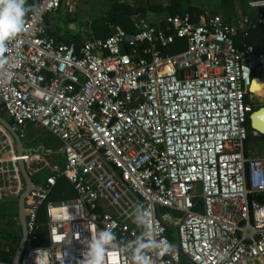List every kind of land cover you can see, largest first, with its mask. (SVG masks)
<instances>
[{
	"label": "built area",
	"instance_id": "2783aa9c",
	"mask_svg": "<svg viewBox=\"0 0 264 264\" xmlns=\"http://www.w3.org/2000/svg\"><path fill=\"white\" fill-rule=\"evenodd\" d=\"M74 2L29 4L25 30L0 63L1 118L20 140L32 123L62 143L61 164L33 149L19 154L0 122V199L23 191L20 160L31 178L48 170L24 198L18 264H77L82 241L105 227L130 244L141 232L131 218L137 204L154 238L173 246L149 251L151 264H264V140L260 152L245 148L264 47L236 44L240 33L264 26V0H251L252 14L234 22L207 11L196 21L188 12L162 24L136 18L131 34L111 25L107 36L79 45L59 41L45 22ZM177 39L184 49L166 54ZM61 177L75 196L57 202L50 194ZM106 264L132 262L112 247Z\"/></svg>",
	"mask_w": 264,
	"mask_h": 264
},
{
	"label": "trees",
	"instance_id": "16d2710c",
	"mask_svg": "<svg viewBox=\"0 0 264 264\" xmlns=\"http://www.w3.org/2000/svg\"><path fill=\"white\" fill-rule=\"evenodd\" d=\"M35 1L36 0H26V3L29 5ZM235 1L239 3V8H233ZM249 1L250 0H112V4L108 9L103 11L100 16L90 21L92 32L88 34L86 38H90L92 36H107L111 32V25L120 27L125 33L131 34L134 32L133 21L137 16L147 18L152 24H162V18L167 14H182L184 12H188L192 16L193 20L196 21L198 14L207 11L210 14L219 13L226 21H230L235 19L234 15H237V13H239L241 16L252 14L253 9L249 6ZM59 13L57 15H59ZM57 15H53L52 17ZM49 20H51V18L48 15L45 18L47 29L49 33L55 36L59 41H63L65 43L72 42L75 45H79L83 40L81 38L80 32H70L65 37L58 35L55 31H51ZM263 29L264 26L257 25L255 28H249L247 31L240 33L236 37L237 46H242L243 43H246L253 44L257 50L262 49L264 47V40L262 37ZM174 44H170L171 47H174ZM178 48L180 47L175 46V49L178 50ZM163 50L165 52V48ZM246 128L247 137L245 140V148H247L251 142L264 140V135L252 133L248 124V120L246 121ZM32 180L34 181L33 177ZM74 196L75 193L71 185L65 178L61 177L56 181V184L50 194V199L58 202L72 198ZM200 205L201 203L199 198L196 202V208H200ZM0 217H2L3 220V227L0 225V228L6 229L5 224H7V220L10 222V220L13 218H17V209H15L14 212H11L10 214L7 213V211H5V213H0ZM38 219L41 222L44 221L42 211H40ZM16 227H18V230L14 231L13 235L11 234V241L8 243L10 244V250L8 252H3L0 250V260L6 262L7 264H12L15 247L20 239V227L19 225ZM40 230L41 233H43L45 231L44 226H41ZM0 238L2 241L5 240L2 230L0 231Z\"/></svg>",
	"mask_w": 264,
	"mask_h": 264
},
{
	"label": "rangeland",
	"instance_id": "374dc122",
	"mask_svg": "<svg viewBox=\"0 0 264 264\" xmlns=\"http://www.w3.org/2000/svg\"><path fill=\"white\" fill-rule=\"evenodd\" d=\"M111 1L112 0H75L71 11L63 13V11L61 10V13H59V15L55 17H52L53 15H49L51 18V20H49L50 30L55 31L58 35L65 37L70 32H80L81 38L84 39L88 34L92 32L90 21L100 16L103 11L108 9L112 4ZM233 8H239V3L237 1H235ZM234 16L240 17V14L237 13V15ZM184 42V39L176 40V42H174L175 44L173 43L174 47H171V45H173L171 44L165 48V53L172 54L181 49H184ZM175 46H179L180 48H178L177 50L175 49ZM253 102L256 107L264 105V96H255L253 98ZM3 116L5 117V115ZM7 120L10 122L9 119ZM21 142L25 148H32L33 150H37L40 155H42L49 161H54L58 164L62 163L63 161V156L61 153L62 143L58 138H56L40 126L34 125L32 123L27 124L25 128V137L21 139ZM261 145L262 140L251 142L248 146V149H256L255 151L260 152ZM42 149H44V151ZM47 174L48 170L46 168H43L39 172L35 173L33 179L35 182L42 181L45 179ZM196 191L199 192L198 185L196 186ZM15 209H17V206L13 198L5 196L0 200V213H5V211H7V213L10 214L11 212H14ZM1 227L3 226L1 225ZM1 230L4 234L5 239L10 240L11 234L13 235V232L18 230V227L10 226L8 228L6 227V229L0 228V231ZM176 237V231L172 229V231L170 232V238L174 243L177 242Z\"/></svg>",
	"mask_w": 264,
	"mask_h": 264
},
{
	"label": "clouds",
	"instance_id": "9594fccd",
	"mask_svg": "<svg viewBox=\"0 0 264 264\" xmlns=\"http://www.w3.org/2000/svg\"><path fill=\"white\" fill-rule=\"evenodd\" d=\"M32 9L26 0H0V63L3 62L8 42L18 37L25 30L26 15ZM133 223L141 229L140 235L127 245H120L112 227L99 230L96 235L86 242L83 258L77 264H106V253L112 247H123L130 254L132 264H151L148 252L159 250L164 253L172 250L173 246L165 242L162 246L154 238V232L149 222V215L142 204H137L132 213Z\"/></svg>",
	"mask_w": 264,
	"mask_h": 264
},
{
	"label": "water",
	"instance_id": "95a60500",
	"mask_svg": "<svg viewBox=\"0 0 264 264\" xmlns=\"http://www.w3.org/2000/svg\"><path fill=\"white\" fill-rule=\"evenodd\" d=\"M251 89V87H250ZM0 122L11 132V134L14 137L17 152L20 154L22 152H29L32 149L25 148L22 145L21 140L15 133V131L7 124V122L1 118L0 116ZM248 124L251 129V131L254 132V134L264 135V105H260L253 109L249 115H248ZM20 172L22 175V178L24 180L25 186L23 191L19 194L17 197V219L20 226V239L18 241V244L15 247V251L12 258V264H18L20 255L24 248V243L26 239V228H25V215H24V198L29 193L33 180L31 176L28 174L27 170L25 169L24 163L22 160L18 162Z\"/></svg>",
	"mask_w": 264,
	"mask_h": 264
},
{
	"label": "crops",
	"instance_id": "0c3cea01",
	"mask_svg": "<svg viewBox=\"0 0 264 264\" xmlns=\"http://www.w3.org/2000/svg\"><path fill=\"white\" fill-rule=\"evenodd\" d=\"M251 1V0H250ZM249 1V2H250ZM63 13H65V12H63ZM241 16V15H240ZM136 18H145V17H142V16H138V17H135V19ZM239 17H235V19L234 20H230L229 22H234V21H236L237 19H238ZM145 19H147V18H145ZM264 80V79H263ZM23 145V144H22ZM28 149H32V148H28ZM42 150H44V149H42ZM46 160H48V159H46ZM49 161V160H48ZM49 162H54V161H49ZM61 164V163H60ZM14 199V198H13ZM15 200V204H16V202H17V199H14ZM0 225H3V220H2V217H0ZM19 225V222H18V219L17 218H13L12 220H10V222H9V220H7V224H5V226L8 228V227H16V226H18ZM20 227V226H19ZM11 240H7V239H5V240H1V238H0V250L1 251H3V252H8L9 250H10V244H8L9 242H10ZM0 262H2L3 264H7L6 262H4V261H1L0 260Z\"/></svg>",
	"mask_w": 264,
	"mask_h": 264
},
{
	"label": "bare ground",
	"instance_id": "6f19581e",
	"mask_svg": "<svg viewBox=\"0 0 264 264\" xmlns=\"http://www.w3.org/2000/svg\"><path fill=\"white\" fill-rule=\"evenodd\" d=\"M251 91H253L256 95L264 96V81L263 79L255 80Z\"/></svg>",
	"mask_w": 264,
	"mask_h": 264
}]
</instances>
